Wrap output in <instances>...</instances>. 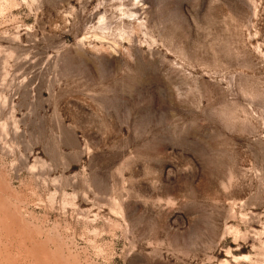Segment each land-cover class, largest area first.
<instances>
[{"label":"rangeland","instance_id":"1","mask_svg":"<svg viewBox=\"0 0 264 264\" xmlns=\"http://www.w3.org/2000/svg\"><path fill=\"white\" fill-rule=\"evenodd\" d=\"M0 264H264V0H0Z\"/></svg>","mask_w":264,"mask_h":264}]
</instances>
